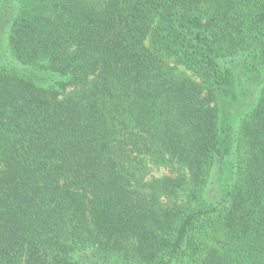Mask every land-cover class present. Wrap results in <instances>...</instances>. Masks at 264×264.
<instances>
[{
	"label": "trees",
	"instance_id": "obj_1",
	"mask_svg": "<svg viewBox=\"0 0 264 264\" xmlns=\"http://www.w3.org/2000/svg\"><path fill=\"white\" fill-rule=\"evenodd\" d=\"M0 264H264V0H0Z\"/></svg>",
	"mask_w": 264,
	"mask_h": 264
},
{
	"label": "rangeland",
	"instance_id": "obj_2",
	"mask_svg": "<svg viewBox=\"0 0 264 264\" xmlns=\"http://www.w3.org/2000/svg\"><path fill=\"white\" fill-rule=\"evenodd\" d=\"M164 172H165V171L161 169V170H158V171L153 172V174H154V175H160V174H162V173L164 174Z\"/></svg>",
	"mask_w": 264,
	"mask_h": 264
}]
</instances>
